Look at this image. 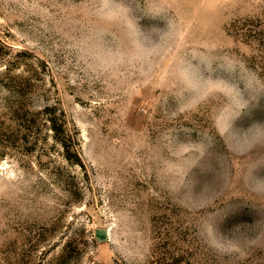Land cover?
Wrapping results in <instances>:
<instances>
[{"label":"rangeland","instance_id":"374dc122","mask_svg":"<svg viewBox=\"0 0 264 264\" xmlns=\"http://www.w3.org/2000/svg\"><path fill=\"white\" fill-rule=\"evenodd\" d=\"M0 264H264V0H0Z\"/></svg>","mask_w":264,"mask_h":264},{"label":"trees","instance_id":"16d2710c","mask_svg":"<svg viewBox=\"0 0 264 264\" xmlns=\"http://www.w3.org/2000/svg\"><path fill=\"white\" fill-rule=\"evenodd\" d=\"M51 125H52V131L54 132L56 137L59 138L60 141L63 143V146L66 147L68 141H71V137L67 134L66 130L64 129V126L57 125L53 119L51 120ZM67 157L68 159H70V156Z\"/></svg>","mask_w":264,"mask_h":264},{"label":"water","instance_id":"95a60500","mask_svg":"<svg viewBox=\"0 0 264 264\" xmlns=\"http://www.w3.org/2000/svg\"><path fill=\"white\" fill-rule=\"evenodd\" d=\"M100 237H104V233L103 232H99Z\"/></svg>","mask_w":264,"mask_h":264}]
</instances>
